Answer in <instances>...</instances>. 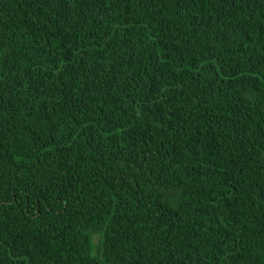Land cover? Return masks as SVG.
<instances>
[{
    "label": "trees",
    "instance_id": "trees-1",
    "mask_svg": "<svg viewBox=\"0 0 264 264\" xmlns=\"http://www.w3.org/2000/svg\"><path fill=\"white\" fill-rule=\"evenodd\" d=\"M0 264H264V0H0Z\"/></svg>",
    "mask_w": 264,
    "mask_h": 264
}]
</instances>
